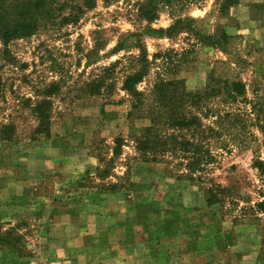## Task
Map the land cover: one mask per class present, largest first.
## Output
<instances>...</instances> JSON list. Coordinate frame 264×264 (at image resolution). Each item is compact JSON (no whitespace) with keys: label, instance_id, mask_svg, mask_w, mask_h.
Instances as JSON below:
<instances>
[{"label":"rangeland","instance_id":"obj_1","mask_svg":"<svg viewBox=\"0 0 264 264\" xmlns=\"http://www.w3.org/2000/svg\"><path fill=\"white\" fill-rule=\"evenodd\" d=\"M141 1L97 0L96 6L88 9L83 0H75L85 10L77 21L63 23L57 18L32 36L14 39L6 46L0 41L1 52L10 53L9 60L0 53V124L13 121L16 126L11 140L0 139V177L8 184L6 201L29 199L26 207L33 208L29 214L25 211L0 218L1 229L13 228V238H17V249L0 247L4 264L14 256L28 259L41 250L50 225L43 209L79 208L80 215L73 222L65 216L54 222L60 228L69 219L68 224L75 227L90 223L92 217L88 219L87 213L106 204L131 210L152 230L168 226L181 233L193 232L202 240L196 264H264V207H257L264 201V174L255 167L256 161L264 162V0H238L226 14L220 11L222 0L179 4L173 9L161 4L158 19L151 23L138 16ZM173 14L195 18L206 33L225 30L232 36L225 46L227 52L220 47L196 46L193 67H184L179 73L189 90L205 89L209 75L239 79L246 86L237 103L222 105L215 99L219 111L233 113L224 119L220 134L208 127L216 117L202 119L204 131H181L188 139L202 141L215 155L202 180L231 187L224 200L213 207L207 204L205 184L178 178L187 173V160L179 154L160 156L163 160L159 163L143 162L132 136L147 120L128 118L132 101L122 89L134 66L126 57L107 69L126 54L111 52L124 33L143 32L150 55L187 47L185 34L159 38L147 30L169 27ZM99 76L106 81L101 92L92 88ZM154 78L152 73L138 85L151 102ZM53 81L60 83V90L52 97V135L47 139L34 133L37 121L26 100L35 99L42 87ZM201 111L206 113L194 108L199 116ZM117 138L124 141L121 154L115 157L109 177L101 180L96 167L103 169L109 163ZM62 155L68 167L74 168L58 165ZM45 159L53 160L54 172L39 178ZM130 179L134 182L129 184ZM126 180L122 195L110 201H100V205L98 201H77L82 189L103 191L100 185L108 181ZM255 205L253 211L250 207ZM26 261L22 263L28 264Z\"/></svg>","mask_w":264,"mask_h":264},{"label":"trees","instance_id":"obj_2","mask_svg":"<svg viewBox=\"0 0 264 264\" xmlns=\"http://www.w3.org/2000/svg\"><path fill=\"white\" fill-rule=\"evenodd\" d=\"M201 1L203 0H143L138 6V16L151 23L158 19L162 8L161 4L173 9L179 4L195 5ZM96 2L97 0H83V5L88 9L94 8ZM236 3L238 0H222L220 2L221 13H228L229 8ZM65 8L68 9L67 12L64 11ZM84 11L82 6L75 4V0H0V41L6 46L14 39L32 36L41 26L55 21L57 18L63 23L77 21ZM173 18V23L167 28L147 27V30L152 31L159 38H173L185 34V38L188 40L187 47H183L181 51L160 50L150 55L143 32L124 33L111 52L118 54L124 51L126 54L107 69L110 70L126 57L134 66L133 71L125 76L122 89L126 91L132 101L128 118L147 120V123L136 129V133L132 136L136 152L141 155L143 162L159 163L163 160L160 156L167 153H170L171 156L179 154L180 157L187 160L185 164L187 173H181L183 175H179L178 178L200 181L205 184L207 204L209 207H213L224 200L223 198L227 193L229 194L231 187L212 180L209 183L202 180V173L207 170L208 165L214 162L215 155L210 149L205 148L202 141L188 139L181 134V131H204L202 119L216 117L212 121L213 125L208 127L211 132L220 134L221 127L225 126L222 124L224 119L233 113L227 111L222 113L217 109L214 101L220 100L222 105L237 103L244 96L246 86L239 79H221L209 75L205 89L189 90L185 78L179 77V73L184 67H193L196 59L193 55L196 46L199 44L220 47L224 52H227L225 46L228 45L232 36L225 30L219 34L206 33L197 25V20L190 16L179 17L173 14ZM135 50L137 53H133ZM0 53L6 57L5 60H9L10 53L8 51L2 50L1 52L0 49ZM152 73L155 77L151 90L154 95L153 102L147 98L145 92L138 88V85ZM104 78V76H99L96 83L92 85L95 91L101 92L106 82ZM59 90L60 83L53 81L42 87L35 99L26 100L37 121L34 133L47 139L52 135V97ZM205 106L206 109H204ZM194 108L195 111L206 110V113L201 111L202 116H199L194 112ZM15 129L13 121L1 123L0 139L11 140ZM115 144L109 163L103 169L96 167V175L101 180L109 177V171L115 162V157L121 154L124 141L117 138ZM255 167L261 174H264L263 161H256ZM131 182L134 181L130 179L129 184ZM127 183V180L121 183L108 181L100 187L103 190H117L125 187ZM257 207L262 209L264 201L257 203ZM250 208L256 211V205ZM13 234H15L13 228L3 231L0 224V247L17 249L15 246L17 238H13Z\"/></svg>","mask_w":264,"mask_h":264},{"label":"crops","instance_id":"obj_3","mask_svg":"<svg viewBox=\"0 0 264 264\" xmlns=\"http://www.w3.org/2000/svg\"><path fill=\"white\" fill-rule=\"evenodd\" d=\"M62 155L61 167L69 168ZM52 159H45L40 165L39 178L54 172ZM63 164V165H62ZM77 167H80L77 166ZM28 175L27 177H29ZM11 179V177H9ZM34 178V177H32ZM9 179V180H10ZM16 182V180L14 179ZM25 183V182H22ZM32 182H30L31 184ZM62 184V183H61ZM8 184L2 182L0 177V218L6 215L18 214L27 211L29 199L6 201L5 192ZM25 192V190H24ZM122 190L85 191L79 193L83 202L86 201H110L122 195ZM17 193L12 194L16 198ZM5 195V196H4ZM117 195V196H116ZM68 198V195L66 196ZM21 199L23 201H21ZM6 206V207H5ZM5 208L9 209L7 212ZM93 211V212H92ZM87 213L90 223L77 224L72 227L69 219H65L64 225L58 228L54 222L62 221L65 217H71L73 222L80 215L77 211L57 209H43L42 214L48 215L50 225L47 230L48 239L40 246L41 250L34 251V255L28 259L14 256L9 264H196L197 248L202 240L197 239L193 232L175 231L168 226L160 227V231L152 230L146 224L139 222L137 214L128 209H116L113 204H106L105 208H98ZM54 215L55 217H53ZM60 218H56V217ZM78 219V218H77ZM67 220V221H66ZM53 223V224H52ZM75 229V231H71ZM76 232V234H70ZM157 234V235H156ZM182 239V240H181ZM4 254V253H3ZM0 255V264H4V255ZM201 264V263H200ZM204 264H207L205 261Z\"/></svg>","mask_w":264,"mask_h":264}]
</instances>
